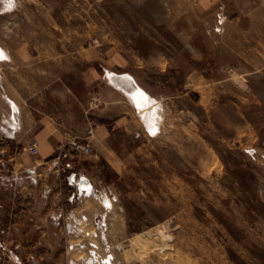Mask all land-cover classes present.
<instances>
[{"label": "rangeland", "instance_id": "obj_1", "mask_svg": "<svg viewBox=\"0 0 264 264\" xmlns=\"http://www.w3.org/2000/svg\"><path fill=\"white\" fill-rule=\"evenodd\" d=\"M0 48V97L64 118L79 164L9 201L42 246L0 236V264H264V0H0ZM108 72L151 96L154 129L132 101L97 132ZM20 150L0 139L9 196Z\"/></svg>", "mask_w": 264, "mask_h": 264}, {"label": "crops", "instance_id": "obj_2", "mask_svg": "<svg viewBox=\"0 0 264 264\" xmlns=\"http://www.w3.org/2000/svg\"><path fill=\"white\" fill-rule=\"evenodd\" d=\"M3 49V48H2ZM4 50V49H3ZM5 56H7L6 51ZM3 56V55H0ZM99 93L105 106L99 109L95 114L96 119L100 121L97 129L99 134H106L108 127H121L123 121H130L133 115L123 117V105L125 108L134 112L132 100L122 90L117 88L109 80L106 74L103 81L99 86ZM124 98H127L124 100ZM125 113V112H124ZM134 116L137 117L135 113ZM69 126V124H68ZM70 134L67 132V123L64 118H51V117H32V113L25 111L21 107V103L10 97H0V139L3 142H12L22 148L18 152L13 161V170L11 175L18 180H21V186L16 195L9 196L7 193L8 184L5 182L6 178L0 174V236L7 247L12 248H37L42 246L39 243L31 244V236L26 237L30 229L31 223L26 222L23 217L24 213L29 209L16 210V213L10 211L7 207L12 204L24 205L30 192L26 191L27 179L31 178L33 182L43 180V178H57L59 185L63 184V177L66 183L71 184V177L73 174V165L69 160L62 157V151L67 143ZM37 143L38 154L33 155L29 152L28 147L33 143ZM2 152L12 151L11 144L5 145L1 148ZM67 155V154H65ZM67 156H65L66 158ZM1 171V170H0ZM66 171L68 175H66ZM77 174H75V178ZM81 176L79 175V181ZM68 181V182H67ZM65 182V181H64ZM91 184H93L91 182ZM47 186V185H46ZM91 188V185H85ZM53 198V195L51 196ZM67 199V198H65ZM63 200V199H62ZM10 201V203H9ZM52 211L45 214V219L51 221ZM47 229L49 227L47 226ZM24 256V254H23ZM25 257L23 258V263Z\"/></svg>", "mask_w": 264, "mask_h": 264}, {"label": "bare ground", "instance_id": "obj_3", "mask_svg": "<svg viewBox=\"0 0 264 264\" xmlns=\"http://www.w3.org/2000/svg\"><path fill=\"white\" fill-rule=\"evenodd\" d=\"M4 54V50L0 48V55ZM108 77L114 85H116L119 89H121L125 94L130 97V99L137 105L141 115H143V117L147 120V124L150 123V128L152 127L154 129L155 122L158 120L156 113L157 107L153 106L154 101L152 100L151 96L139 85L137 80L132 75L127 73L117 74L113 72H108ZM158 105H160V103ZM159 231L160 234L164 237L165 233L161 231V228ZM144 246L145 245H143V247Z\"/></svg>", "mask_w": 264, "mask_h": 264}, {"label": "built area", "instance_id": "obj_4", "mask_svg": "<svg viewBox=\"0 0 264 264\" xmlns=\"http://www.w3.org/2000/svg\"><path fill=\"white\" fill-rule=\"evenodd\" d=\"M93 130L92 128L90 129L89 133L92 134ZM76 149L80 150L83 153H89L91 151L90 146L88 145H76ZM29 152L33 155H37L38 154V148H37V144L33 143V145H31L28 148Z\"/></svg>", "mask_w": 264, "mask_h": 264}, {"label": "water", "instance_id": "obj_5", "mask_svg": "<svg viewBox=\"0 0 264 264\" xmlns=\"http://www.w3.org/2000/svg\"><path fill=\"white\" fill-rule=\"evenodd\" d=\"M81 183H82V185H84V186H85V185H88V186L90 185V184H89V181L86 180V179H83V181H82ZM85 187H86V186H85Z\"/></svg>", "mask_w": 264, "mask_h": 264}]
</instances>
